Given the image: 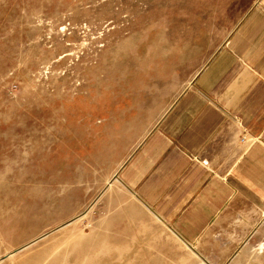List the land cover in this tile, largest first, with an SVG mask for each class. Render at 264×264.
Here are the masks:
<instances>
[{
	"label": "rangeland",
	"instance_id": "obj_1",
	"mask_svg": "<svg viewBox=\"0 0 264 264\" xmlns=\"http://www.w3.org/2000/svg\"><path fill=\"white\" fill-rule=\"evenodd\" d=\"M209 1L0 0V264H203L110 181L95 145L114 135L98 102L149 77ZM236 218L212 232L233 233ZM252 234L231 262L209 263L264 264V221Z\"/></svg>",
	"mask_w": 264,
	"mask_h": 264
},
{
	"label": "crops",
	"instance_id": "obj_2",
	"mask_svg": "<svg viewBox=\"0 0 264 264\" xmlns=\"http://www.w3.org/2000/svg\"><path fill=\"white\" fill-rule=\"evenodd\" d=\"M193 18L149 77L98 102L114 135L95 155L210 264L234 258L264 221V0H210ZM235 216L233 233L212 232Z\"/></svg>",
	"mask_w": 264,
	"mask_h": 264
},
{
	"label": "built area",
	"instance_id": "obj_3",
	"mask_svg": "<svg viewBox=\"0 0 264 264\" xmlns=\"http://www.w3.org/2000/svg\"><path fill=\"white\" fill-rule=\"evenodd\" d=\"M241 140L244 142V141L246 140V138H245V137H243Z\"/></svg>",
	"mask_w": 264,
	"mask_h": 264
}]
</instances>
